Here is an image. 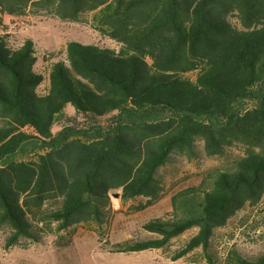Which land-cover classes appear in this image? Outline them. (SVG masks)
Masks as SVG:
<instances>
[{
  "label": "trees",
  "instance_id": "trees-1",
  "mask_svg": "<svg viewBox=\"0 0 264 264\" xmlns=\"http://www.w3.org/2000/svg\"><path fill=\"white\" fill-rule=\"evenodd\" d=\"M27 12L70 22L91 13L93 29L118 45L71 39L41 67L31 38L13 46L0 33L5 248L40 242L53 224L102 226L113 189L150 205L158 171L174 154L196 158L202 141L208 156L243 151L173 194L167 217L143 223L151 237L109 251L165 249L197 227L168 259L201 248L205 264H219L215 230L264 198V0H0V13ZM221 264H264V248L248 257L230 245Z\"/></svg>",
  "mask_w": 264,
  "mask_h": 264
},
{
  "label": "rangeland",
  "instance_id": "rangeland-1",
  "mask_svg": "<svg viewBox=\"0 0 264 264\" xmlns=\"http://www.w3.org/2000/svg\"><path fill=\"white\" fill-rule=\"evenodd\" d=\"M90 18L91 13H87L79 21L70 22L42 12H27L19 16L0 13V33L7 34L9 43L13 46H19L26 37L31 38L36 44L38 65L45 67L62 57L64 46L71 39L117 47L115 41L99 35L93 29ZM56 52L57 55L54 54ZM196 149V158L189 159L184 155L174 154L158 171L157 179L161 183L162 191L158 199L150 205L145 206L147 198L142 196L122 201L121 189L111 190L110 210L102 226L80 223L55 231L56 224H53L51 231L43 233L40 242L21 240V244L8 248H5L8 228L0 226V264H160L158 261H170L167 256L195 235L197 227L173 238L165 249L131 253L109 250L113 243L130 238L151 237L152 234L142 229L143 223L150 219L167 217L172 209L170 199L173 194L181 189L197 186L211 170L229 167L243 151L237 145L226 148L221 155L208 156L202 141L197 142ZM230 245H236L248 257L256 256L263 250L264 198L255 207L247 206L225 226L215 230L210 249L215 253L219 264ZM192 261L195 264H205L201 248L172 264H189Z\"/></svg>",
  "mask_w": 264,
  "mask_h": 264
},
{
  "label": "crops",
  "instance_id": "crops-1",
  "mask_svg": "<svg viewBox=\"0 0 264 264\" xmlns=\"http://www.w3.org/2000/svg\"><path fill=\"white\" fill-rule=\"evenodd\" d=\"M180 260V259H179ZM179 260H176V261H167V260H165V261H158V263H160V264H164L165 262H167V263H170V264H172V263H174V262H177V261H179ZM156 262V261H155Z\"/></svg>",
  "mask_w": 264,
  "mask_h": 264
},
{
  "label": "water",
  "instance_id": "water-1",
  "mask_svg": "<svg viewBox=\"0 0 264 264\" xmlns=\"http://www.w3.org/2000/svg\"><path fill=\"white\" fill-rule=\"evenodd\" d=\"M116 196H118V195L116 194Z\"/></svg>",
  "mask_w": 264,
  "mask_h": 264
}]
</instances>
